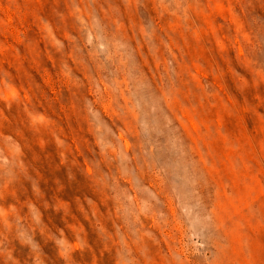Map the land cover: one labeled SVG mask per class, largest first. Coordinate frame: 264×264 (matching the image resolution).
Listing matches in <instances>:
<instances>
[{
	"label": "rangeland",
	"instance_id": "obj_1",
	"mask_svg": "<svg viewBox=\"0 0 264 264\" xmlns=\"http://www.w3.org/2000/svg\"><path fill=\"white\" fill-rule=\"evenodd\" d=\"M0 264H264V0H0Z\"/></svg>",
	"mask_w": 264,
	"mask_h": 264
}]
</instances>
